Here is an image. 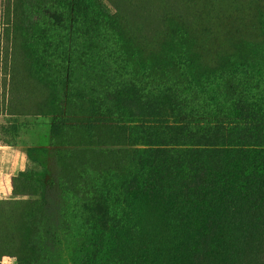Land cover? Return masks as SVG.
<instances>
[{
  "label": "trees",
  "instance_id": "trees-1",
  "mask_svg": "<svg viewBox=\"0 0 264 264\" xmlns=\"http://www.w3.org/2000/svg\"><path fill=\"white\" fill-rule=\"evenodd\" d=\"M129 1L0 0L5 144L53 121L51 180L0 199V264H264V0Z\"/></svg>",
  "mask_w": 264,
  "mask_h": 264
},
{
  "label": "rangeland",
  "instance_id": "rangeland-1",
  "mask_svg": "<svg viewBox=\"0 0 264 264\" xmlns=\"http://www.w3.org/2000/svg\"><path fill=\"white\" fill-rule=\"evenodd\" d=\"M239 1L242 0H219V11L227 10L233 4ZM129 2L134 5L140 3L141 0H130ZM182 3V0H177L175 2L182 13H184V15L189 18L190 11L189 9H186L184 5H182ZM148 10H150L147 13L148 15H150V19H148L149 22H147L146 32L149 36H151L155 33L154 30L159 27L158 19L160 17V10L157 5L152 6V8ZM3 39L2 28H0V149L3 150L4 154H7H3L1 156L0 166H5L4 164L8 163L9 167L4 169V171H6L5 174H15L19 169L25 167L27 159V168H25V170L33 169L39 180L49 182L52 178L51 173L53 171L50 152L51 147H48V137L53 122L51 117H22L20 119L21 129L19 137H17V144L13 145H18V147L12 148L10 147V145L5 144V141L9 140L12 134L8 133L4 129V126L9 127L10 122L9 118L2 117V114L6 110H10L9 108H14V106L16 105V100L20 98L21 95L18 91L12 93L8 86L9 79L7 78V74L5 73L3 64L4 61L2 59L3 51L5 50V43ZM27 152L29 156L32 155L37 160H31L29 163ZM8 158H11V160L9 161ZM38 161L41 163L39 164ZM2 180L3 179H1L0 181V195L2 196L0 197V199H9L10 196H12V193L9 194L8 190L6 189L7 185H5Z\"/></svg>",
  "mask_w": 264,
  "mask_h": 264
},
{
  "label": "crops",
  "instance_id": "crops-1",
  "mask_svg": "<svg viewBox=\"0 0 264 264\" xmlns=\"http://www.w3.org/2000/svg\"><path fill=\"white\" fill-rule=\"evenodd\" d=\"M50 133V132H49ZM48 139H49V141H50V137H48ZM9 147V146H8ZM10 147H12V148H14V147H18V145H16V146H10ZM48 147H51V150H50V152L52 151V149H53V147L50 145V142H49V146ZM4 153H3V150H1L0 149V158H1V156L3 155ZM4 155H7V154H4ZM27 157H28V160H29V163H30V161H31V157L28 155V152H27ZM39 157V156H38ZM8 160L10 161L11 160V158H8ZM7 160V161H8ZM51 160H52V158H51ZM5 166H0V181H1V179H3L2 181L5 183V185H7V190H8V192H9V194L10 193H12V191H13V188H12V178L19 172V171H24L25 170V168H27V159H26V165H25V167L24 168H22V169H19L15 174H11V173H6L5 174V172L6 171H4V169L5 168H7V167H9V164L8 163H6V164H4ZM1 183V182H0ZM0 197H2L1 195H0Z\"/></svg>",
  "mask_w": 264,
  "mask_h": 264
}]
</instances>
